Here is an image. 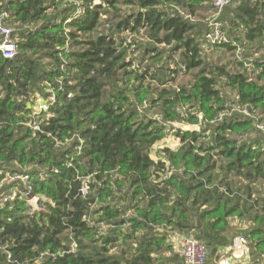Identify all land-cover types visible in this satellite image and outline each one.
<instances>
[{"label": "trees", "instance_id": "trees-1", "mask_svg": "<svg viewBox=\"0 0 264 264\" xmlns=\"http://www.w3.org/2000/svg\"><path fill=\"white\" fill-rule=\"evenodd\" d=\"M4 1L17 53L0 52V181L30 173L41 208L0 209V264H170L176 233L210 264L244 234L264 264V0H232L209 53L207 26L163 4L199 16L212 0ZM175 122L200 128L169 146Z\"/></svg>", "mask_w": 264, "mask_h": 264}, {"label": "built area", "instance_id": "built-area-1", "mask_svg": "<svg viewBox=\"0 0 264 264\" xmlns=\"http://www.w3.org/2000/svg\"><path fill=\"white\" fill-rule=\"evenodd\" d=\"M71 1V0H69ZM232 0H212V15L210 17H201L194 16L193 14L186 12L179 5L164 3L163 7L168 9L169 15L172 17L174 15H182L184 18L190 20L193 23H203L207 26V30L203 34L202 47L204 52H210L216 45L220 43H225L228 41L223 23L221 20L222 13L227 5L231 3ZM4 0H0V52L6 58H14L17 53V41L14 37L15 28L10 24V20H12L11 13L5 9L3 6ZM95 2H100V0H95ZM80 4V3H79ZM79 9V11H81ZM133 34H127V41L131 42L133 38ZM236 56L238 59H241V54L237 51ZM254 59L253 57L248 58V60ZM251 67V63L247 64ZM182 69L185 67L180 65ZM56 101L55 94H52L48 101L39 99V103L35 109V112H40L41 110H47L52 103ZM149 106V102L145 101L139 108L143 110V108H147ZM227 111H238L245 115L251 116L252 113L249 110L248 106L240 104V102H232L228 103ZM181 114L183 116L186 115V108H179ZM227 114V113H226ZM225 113L219 114V119L223 118ZM161 115L157 117L160 118ZM199 118V122L202 121V113H197ZM165 131L167 132L168 138L172 135H175V131L177 129L188 130V129H196L199 130L200 125L190 124L187 122H175L169 124L164 123ZM258 128L264 132V125L258 122ZM35 129H38V125L35 124L32 126ZM174 133V134H173ZM179 141L180 138L176 137ZM83 140L80 139V143ZM81 145L78 146L79 153L81 150ZM32 176L30 173L23 172H8L5 177L0 181V209L4 208L6 204L11 203L13 200L25 199L29 206L30 211L36 212L41 208V201L38 195L33 194V186L31 184ZM21 186H24L23 189ZM88 188L87 186H83L80 190L81 194H87ZM92 224V223H91ZM172 241L175 244L176 248L181 252L183 260L185 264H208L209 260V250L204 242H202L199 238H197L192 233H176L172 235ZM0 249L8 252V256L11 257L9 251L6 250L5 246H0ZM73 251L76 250L75 246L72 247ZM231 260H235L238 262H248L251 260V251H250V241L244 235H237L232 244L228 247V251L225 255H220L218 258V264H231Z\"/></svg>", "mask_w": 264, "mask_h": 264}, {"label": "crops", "instance_id": "crops-1", "mask_svg": "<svg viewBox=\"0 0 264 264\" xmlns=\"http://www.w3.org/2000/svg\"><path fill=\"white\" fill-rule=\"evenodd\" d=\"M228 251V247L227 248H225V250H223L221 253H220V255L222 256V255H225L226 254V252ZM175 252H176V254L177 255H179V259H175L174 260V262H171L170 264H184L185 262H183V260H182V255H181V252L178 250V248H176V246H175ZM220 255H219V257H220ZM218 257V258H219ZM218 258H216V260H215V262L218 264ZM208 264H210V263H208ZM231 264H250L249 263V261L248 262H245V261H242V262H238V261H235V260H231Z\"/></svg>", "mask_w": 264, "mask_h": 264}, {"label": "rangeland", "instance_id": "rangeland-1", "mask_svg": "<svg viewBox=\"0 0 264 264\" xmlns=\"http://www.w3.org/2000/svg\"><path fill=\"white\" fill-rule=\"evenodd\" d=\"M212 15V11H209V12H204V13H202V15H199V16H197V17H201V19L202 18H204V17H210ZM211 52V51H210ZM213 55H215V53H213ZM212 55V56H213ZM223 55H225V53L223 54ZM226 55H230L229 53H226ZM216 56V55H215ZM235 56H236V52L233 54V56H232V58H235ZM261 56H262V54L261 55H257V56H254L255 58H261ZM190 77L189 76H187V77H184V78H182L183 80H187V79H189ZM168 145L169 146H174L176 143H173L175 140H176V137L174 136V135H172L170 138H168ZM161 146H163V144H160Z\"/></svg>", "mask_w": 264, "mask_h": 264}]
</instances>
